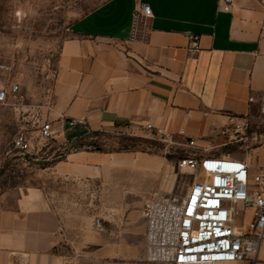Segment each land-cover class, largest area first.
Returning a JSON list of instances; mask_svg holds the SVG:
<instances>
[{
	"label": "crops",
	"instance_id": "0c3cea01",
	"mask_svg": "<svg viewBox=\"0 0 264 264\" xmlns=\"http://www.w3.org/2000/svg\"><path fill=\"white\" fill-rule=\"evenodd\" d=\"M140 3L153 15L141 23L143 38L131 40ZM55 63L45 117L56 127L75 117L86 123L65 127L56 141L68 149L38 182L0 200V264H66L67 255L75 264H170L147 260L143 215L155 192L176 185L168 158L88 140L103 131L145 134L152 122L185 128L196 140L191 152H229L212 149L226 143L222 127L233 116L255 122L264 93V3L232 0L225 10L224 0H106L72 23Z\"/></svg>",
	"mask_w": 264,
	"mask_h": 264
},
{
	"label": "built area",
	"instance_id": "2783aa9c",
	"mask_svg": "<svg viewBox=\"0 0 264 264\" xmlns=\"http://www.w3.org/2000/svg\"><path fill=\"white\" fill-rule=\"evenodd\" d=\"M264 3V0H259ZM232 0H224V9H231ZM149 4L140 3L134 11L131 40L143 38L140 28L144 18L152 17ZM198 36L193 37L189 52L199 51ZM56 56L48 58L44 74L45 94L54 91L57 78ZM5 65L0 64V70ZM19 81L9 86L0 83V106L18 98ZM254 96L249 101H255ZM259 116L264 117V93L259 98ZM38 134L46 141L56 140L65 127L84 125L83 118L63 119L64 126H55L46 117L39 116ZM145 134L128 133L157 139L168 146L179 145L197 149L196 140L188 137L185 128L177 131L147 122ZM220 134L227 143L238 144L244 156L230 152L201 154L189 152L180 157L178 166L192 176L189 188L184 192L174 189L155 192L145 204L143 215L147 221L146 258L151 262L170 264H257L264 249V166L254 167L248 156L264 146V127L254 125L252 115L233 116L222 127ZM15 149L29 152L31 142L25 133L13 141ZM250 211L247 219L246 213ZM245 223L239 222V216ZM96 226L101 228L100 217ZM242 230H237V224ZM261 261V260H260ZM66 264H75L70 255Z\"/></svg>",
	"mask_w": 264,
	"mask_h": 264
},
{
	"label": "rangeland",
	"instance_id": "374dc122",
	"mask_svg": "<svg viewBox=\"0 0 264 264\" xmlns=\"http://www.w3.org/2000/svg\"><path fill=\"white\" fill-rule=\"evenodd\" d=\"M106 0H0V83L9 86L19 81L17 99L0 106V200L25 186L39 181V170L59 158L68 148L63 142L46 141L38 134L39 116L45 117L46 94L44 74L48 58L57 56L62 41L69 35L72 23ZM254 125L264 127V117L257 115ZM25 133L31 142L29 152L14 148L15 137ZM89 147L100 150L148 151L162 153L169 160L170 172L176 174L171 189L184 193L192 179L178 166L179 158L190 148L165 143L145 136L101 132L88 140ZM212 149L226 150L244 156L235 143H221ZM256 168L264 166V146L248 156ZM172 162V163H171ZM43 176H41L42 178ZM250 215L246 213L245 219ZM242 215L239 222L245 223ZM238 228L242 225L237 224Z\"/></svg>",
	"mask_w": 264,
	"mask_h": 264
},
{
	"label": "bare ground",
	"instance_id": "6f19581e",
	"mask_svg": "<svg viewBox=\"0 0 264 264\" xmlns=\"http://www.w3.org/2000/svg\"><path fill=\"white\" fill-rule=\"evenodd\" d=\"M237 230H238V231H241V230H242V228L240 229V228H238V226H237Z\"/></svg>",
	"mask_w": 264,
	"mask_h": 264
},
{
	"label": "trees",
	"instance_id": "16d2710c",
	"mask_svg": "<svg viewBox=\"0 0 264 264\" xmlns=\"http://www.w3.org/2000/svg\"><path fill=\"white\" fill-rule=\"evenodd\" d=\"M88 145H90V144H88Z\"/></svg>",
	"mask_w": 264,
	"mask_h": 264
}]
</instances>
